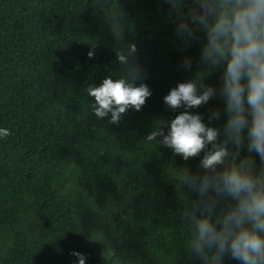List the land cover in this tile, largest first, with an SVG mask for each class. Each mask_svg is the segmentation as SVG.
I'll use <instances>...</instances> for the list:
<instances>
[{
    "label": "trees",
    "instance_id": "obj_1",
    "mask_svg": "<svg viewBox=\"0 0 264 264\" xmlns=\"http://www.w3.org/2000/svg\"><path fill=\"white\" fill-rule=\"evenodd\" d=\"M191 6L0 0V128L10 131L0 138V264H77L74 251L86 264H199L183 246L181 214L196 195L180 185L179 172L198 171L200 157L185 161L162 138L147 139L179 114L163 102L170 89L205 71L203 39L185 47L175 34ZM129 45L152 96L119 123L97 119L87 89L119 78L116 49ZM221 72L205 83L216 87ZM216 108L219 98L196 111L207 123ZM225 264L237 262L226 256Z\"/></svg>",
    "mask_w": 264,
    "mask_h": 264
},
{
    "label": "clouds",
    "instance_id": "obj_2",
    "mask_svg": "<svg viewBox=\"0 0 264 264\" xmlns=\"http://www.w3.org/2000/svg\"><path fill=\"white\" fill-rule=\"evenodd\" d=\"M191 4L177 21L175 34L185 47L203 39L199 62L205 71L170 89L163 102L179 114L162 121L147 139L162 138L159 143L185 161L200 157L198 171L179 172L180 185L196 195L181 214L189 256L199 264H225L226 256L237 264H264V0ZM114 35L120 45L118 20ZM135 52L134 45L117 47L123 73L88 87L97 119L119 123L128 110L141 111L152 96L142 82L146 76L134 61ZM183 66L191 70V58L186 57ZM218 69L219 84H206L205 77ZM215 98L223 108L211 110L206 123L196 110ZM222 116V125L212 127ZM8 135L7 128H0V138ZM71 255L77 264H86L83 253Z\"/></svg>",
    "mask_w": 264,
    "mask_h": 264
}]
</instances>
